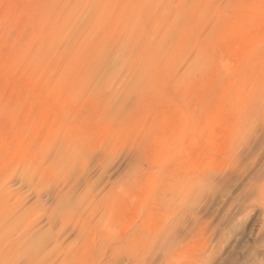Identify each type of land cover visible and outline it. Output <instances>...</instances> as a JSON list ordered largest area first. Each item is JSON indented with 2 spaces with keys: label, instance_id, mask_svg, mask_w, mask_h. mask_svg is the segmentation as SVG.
<instances>
[{
  "label": "rangeland",
  "instance_id": "obj_1",
  "mask_svg": "<svg viewBox=\"0 0 264 264\" xmlns=\"http://www.w3.org/2000/svg\"><path fill=\"white\" fill-rule=\"evenodd\" d=\"M40 2L0 0V264H264V0Z\"/></svg>",
  "mask_w": 264,
  "mask_h": 264
},
{
  "label": "bare ground",
  "instance_id": "obj_2",
  "mask_svg": "<svg viewBox=\"0 0 264 264\" xmlns=\"http://www.w3.org/2000/svg\"><path fill=\"white\" fill-rule=\"evenodd\" d=\"M43 0H41V2H42ZM40 2V3H41ZM84 3H86V5H84L85 7L86 6H91L92 7V9H94L93 10V12H97V13H102V11H103V7H102V5H100V3L98 4V5H96V0H69V1H66V2H62L61 0H46V2H45V0H44V9L46 10V13L45 14H48V22L49 23H51L52 25H50V24H48L47 22H46V25H50V26H52V28L54 29H58V28H56L57 26H59V24H60V26L63 24L64 26H67L68 24H71V22L73 21L74 23H75V20H74V18L78 15V16H80V14H82L83 12H84V6H82ZM41 4H43V2L41 3ZM93 5H95L96 7H94ZM42 6V5H41ZM41 6H40V8H41ZM83 7V8H82ZM43 8V7H42ZM82 9H84V10H82L83 12H80ZM41 10V9H40ZM86 11V10H85ZM80 12V14H78V13ZM92 12V13H93ZM75 13H77V15L75 14ZM85 13V12H84ZM74 15H76V16H74ZM83 15V14H82ZM43 16H45V15H42V17ZM77 16V17H78ZM84 16V15H83ZM76 17V18H77ZM81 17V16H80ZM46 18V17H45ZM45 18H44V20H45ZM82 18V17H81ZM78 19H80L79 17H78ZM97 21V20H96ZM94 22L93 21V26L95 27V25L96 24H94V23H97V22ZM72 22V23H73ZM73 23V24H74ZM99 23V22H98ZM97 23V24H98ZM63 25H62V27H63ZM99 25V24H98ZM97 25V26H98ZM96 26V27H97ZM67 27H69V26H67ZM51 28V29H52ZM93 28V27H92ZM92 28H90V30L92 29ZM53 29H52V31H53ZM62 29V28H61ZM60 29V30H61ZM72 29V28H71ZM53 33H56L55 31H53ZM57 33H59V31L57 32ZM56 33V34H57ZM80 46V45H79Z\"/></svg>",
  "mask_w": 264,
  "mask_h": 264
}]
</instances>
